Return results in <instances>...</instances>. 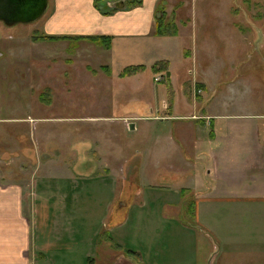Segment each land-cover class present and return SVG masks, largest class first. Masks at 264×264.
Here are the masks:
<instances>
[{"label": "rangeland", "instance_id": "374dc122", "mask_svg": "<svg viewBox=\"0 0 264 264\" xmlns=\"http://www.w3.org/2000/svg\"><path fill=\"white\" fill-rule=\"evenodd\" d=\"M100 6L94 1L106 16ZM54 7L50 0L46 14L31 24L0 22V175L4 183L24 187L25 211L48 263L135 264L129 248H116L119 232L115 241L109 234L131 217L127 242L142 248L144 258L137 264H264V196L214 200L221 181L205 177L206 157L197 169L204 186L185 201L174 195L183 178L142 170L144 156L153 160L158 152L167 164L172 159L162 155L170 142L161 135L175 133L179 122L151 121L146 135L130 130L123 113L153 90L161 106L156 91L167 89V72L133 78L145 70L133 65L136 72L123 76L117 64L128 59H112L109 48L87 40L94 35L60 33L65 29L51 20ZM158 7L183 34L191 58V85L185 78L177 89L186 95L195 79L194 95L200 97V85L210 80L215 88L205 93L207 110L214 106L225 114L226 124L241 119L243 135L252 132L244 126L257 125L259 158L245 183L264 191V0H161ZM62 36L67 39H51ZM169 110L166 100L158 115L166 119ZM27 117L32 119L23 122ZM247 150L237 151L245 162ZM136 215L142 220L135 221ZM135 225L146 230L139 237L140 231H131ZM70 231H77V249L59 251L58 258V243L72 239ZM33 256L34 262L40 258L37 250Z\"/></svg>", "mask_w": 264, "mask_h": 264}, {"label": "crops", "instance_id": "0c3cea01", "mask_svg": "<svg viewBox=\"0 0 264 264\" xmlns=\"http://www.w3.org/2000/svg\"><path fill=\"white\" fill-rule=\"evenodd\" d=\"M94 1L51 0L55 6V13L51 19L54 22L53 26L65 29L60 33L72 32L94 36H110L112 42L109 49H107L111 52L110 57L114 59L115 55L120 54L122 60L125 58L128 59V62L130 61L129 63L121 64V66L118 63L121 59L115 62L118 63L117 65L119 66L117 67L121 70V73L124 69L133 65L145 66L143 72L137 73L134 76L129 75L133 78L143 75L145 72H154L152 66L156 63L164 62L168 64L169 79L168 83H166L167 89L156 91L159 94L158 96L162 93L161 106H159L157 102L159 98L156 97L155 90H153L151 96L147 97L144 95L142 96L144 98H139L136 101L137 103L133 105L132 103H128L132 107L123 113L124 115L128 114V117H130L128 118L129 121L125 120L124 124L127 123L130 126L132 123L135 126L133 131L140 130L146 135L150 131L151 125L149 123L151 121L179 122L180 128L178 125L175 133L171 131L166 135H161L162 140L168 139L170 142V146L162 152V155L167 160L170 159V156H172V159L167 164V161H163L160 157L161 154L158 152L153 157V160L144 156L143 160L145 162L142 164V170H148L150 173L170 171L176 173L179 178H183L184 186L180 188L178 186L174 195L180 198L181 201H185L187 195L197 192L204 186L203 181L205 179L199 176L197 169L199 170L203 165L201 164L205 162V158L203 157H206V168L203 170L205 177L212 181V183L216 182V180L221 181L218 191L216 189L217 194L213 196L214 200L220 201L240 196L249 197L250 200H254L263 197L264 191L260 187L250 186L245 183L259 158L257 148L260 147V132L257 125L251 122L252 125L244 126L245 129L249 128L248 130H252V132L245 134L247 136L245 138L242 131V124L244 122L241 119H232L226 124L227 116L225 114L214 111V106L207 110L205 104L209 103V101L205 99V93L208 91L212 92L215 88L211 87L210 89L208 85L210 80L205 79L203 83L201 78V82L205 85H200L203 90L202 94H200L202 96L199 95L200 97H195L194 95L195 79L192 81V86L187 90L186 95H184L183 89L181 91L178 90V84L180 88L183 84L179 81H184L185 78L186 87L187 84H189V87L191 85V81L188 80L187 75L189 71L190 73L192 71L189 68L191 58L188 52H184L187 42L181 32L177 36H157L153 33L155 29L156 9L161 0H142L140 7L119 11L108 16L101 15L94 8ZM117 51H120V53ZM119 70L117 75L119 74ZM144 87H146V81ZM146 88L150 90L148 89L149 87ZM139 89H143L142 85H139ZM140 92L139 90V94ZM175 93L177 94L175 95ZM166 100L170 104L169 116L166 119H161L158 113L162 109V103ZM156 117L160 119H156ZM193 117L196 118L193 119ZM29 119L32 118H23V122L28 123ZM143 122H148L146 127L141 124ZM208 127H214V130H208ZM254 129L257 131L254 132ZM244 139L247 140L245 143H243ZM241 140L242 145L240 144ZM242 146L244 149H250V151L247 150L248 160L246 162L242 159L243 154L237 152ZM140 156L142 157L141 154ZM164 164L167 165L162 167ZM183 175L187 177L185 178ZM164 187L167 188L165 185ZM122 194H125L124 191H122ZM150 196L149 194L147 197ZM25 202L24 187L20 184L4 183L3 177L0 175V264H40L41 262L42 264H49L50 260L46 259L48 257L45 253H41L43 248L37 245L36 232L33 231V223L30 222V216L25 211ZM148 202H151V198ZM175 202L169 201V203ZM165 204L167 205L168 203ZM168 205L172 206V204ZM132 218L135 221L137 220V222L142 220L141 215L132 216ZM130 220L131 217H124L122 225L110 230L109 234L111 240H114L112 237L114 232H119L121 242H117L116 248L120 250L129 248L132 251L129 253L130 258L132 254V258H134L133 260L137 264V260L139 262L140 259L143 260L144 258L140 252L142 248H134L127 242V238L131 236V234L129 235L130 230L126 229V226L130 224ZM139 228L135 225L134 229L131 230L140 231L138 232V237L142 231H146ZM159 230L160 227L157 229V234ZM70 232L72 239L66 240L65 237L63 243L60 244L61 241L58 243L57 251H55L58 258L61 255L59 251L66 252L67 254V252H73L77 249V246L75 247V243H77V231ZM150 232L152 234L155 233L153 230ZM132 237L135 238L136 233H133ZM123 244H127L128 247ZM217 244L215 246H222ZM36 250L39 252L40 258L34 262L33 255ZM66 254L64 258H66ZM126 259L129 260L128 258ZM112 260L114 262V259ZM74 263L76 264V262Z\"/></svg>", "mask_w": 264, "mask_h": 264}, {"label": "trees", "instance_id": "16d2710c", "mask_svg": "<svg viewBox=\"0 0 264 264\" xmlns=\"http://www.w3.org/2000/svg\"><path fill=\"white\" fill-rule=\"evenodd\" d=\"M113 3V4H112ZM100 4L101 10L105 15H112L119 11L124 10H130L137 7H140L142 5V0H95V5ZM159 5V4H158ZM156 27H155V34L157 36H177V26L173 23V21H168L165 19L167 16L166 11H162L157 7L156 9ZM53 40H66V36H62L60 38L58 37H52ZM88 41H91L96 44H101L105 46L106 48H109L111 46L112 38L110 36H93L88 37ZM138 67H129L126 68L123 72V76H129L132 73H135ZM142 69V68H141ZM152 70L154 72H160L165 71L168 75V64L161 62L156 63L153 65ZM132 72V73H131ZM129 74V75H128ZM132 252V251H131Z\"/></svg>", "mask_w": 264, "mask_h": 264}, {"label": "water", "instance_id": "95a60500", "mask_svg": "<svg viewBox=\"0 0 264 264\" xmlns=\"http://www.w3.org/2000/svg\"><path fill=\"white\" fill-rule=\"evenodd\" d=\"M49 0H0V22L7 26L31 24L43 17ZM134 124L130 130H134Z\"/></svg>", "mask_w": 264, "mask_h": 264}, {"label": "built area", "instance_id": "2783aa9c", "mask_svg": "<svg viewBox=\"0 0 264 264\" xmlns=\"http://www.w3.org/2000/svg\"><path fill=\"white\" fill-rule=\"evenodd\" d=\"M163 78V79H162ZM164 80V77L159 76L155 79L156 82L161 83Z\"/></svg>", "mask_w": 264, "mask_h": 264}]
</instances>
